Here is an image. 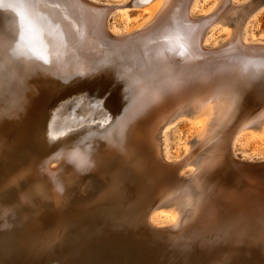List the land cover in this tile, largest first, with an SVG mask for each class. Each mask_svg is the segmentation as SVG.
Instances as JSON below:
<instances>
[{"label": "bare ground", "instance_id": "bare-ground-1", "mask_svg": "<svg viewBox=\"0 0 264 264\" xmlns=\"http://www.w3.org/2000/svg\"><path fill=\"white\" fill-rule=\"evenodd\" d=\"M10 2L0 126L29 124L8 151L0 134V255L32 263L60 245L62 264H264V39L251 36L264 0H38L55 28L47 63L13 51ZM48 111L70 119L60 140Z\"/></svg>", "mask_w": 264, "mask_h": 264}, {"label": "rangeland", "instance_id": "rangeland-1", "mask_svg": "<svg viewBox=\"0 0 264 264\" xmlns=\"http://www.w3.org/2000/svg\"><path fill=\"white\" fill-rule=\"evenodd\" d=\"M100 1H102V2H104V1H110V2H116V1H118V0H100ZM138 14V13H137ZM251 36H252V38H255V39H264V10H263V12L259 15V17H258V19L253 23V25H252V27H251ZM212 43V42H211ZM60 91V90H59ZM50 113V114H49ZM56 117L57 116H55L53 113H51L50 111H48L45 115H44V119H45V122H44V124L45 125H47V126H49V125H52L54 128L56 127V132L54 133V137L52 138V139H55L56 138V140L55 141H57V140H60V138L58 139V137L59 136H61L63 133H64V131H66V127H64V129H63V131L61 132V130H58L57 131V129H59L60 127H58L59 126V124L57 123L58 122V120L60 119L59 118V116L57 117V120H56ZM63 123H66L67 121L69 122V120H68V116H63V118L62 119H60ZM27 121V120H26ZM22 122V121H18V122H16V124L12 127V128H7L6 126H7V124H5V126L4 125H2L1 124V126H0V134H4V136L8 139V141H9V146L6 148L7 149V151L9 150V148H11V146L12 145H10V142L12 141V140H19V138H18V136L19 135H21L22 133H24V131L28 128V124L29 123H27V122ZM22 122V123H21ZM57 125V126H56ZM66 126V125H65ZM25 128V129H24ZM53 128V129H54ZM66 133V132H65ZM64 133V134H65ZM63 136V135H62ZM189 137V132H188V124L187 123H180L179 125H177V127H175V129H173L171 132H170V134H169V143H170V148H171V152H172V155H175V154H178L179 156H183V154H184V141L185 140H187V138ZM62 138V137H61ZM180 138H181V141H180ZM63 140V139H62ZM16 142V141H15ZM15 146V145H14ZM246 151H248V152H251L252 151V148L249 146L248 148H246L245 149ZM6 151V152H7ZM6 152L1 156V161H0V166H2L4 169H7V167H4L5 165H6V163L4 162L5 160H6V158H5V155H6ZM13 153V152H12ZM12 153H10V155H12ZM12 158L13 157H10L9 159H8V162H10V161H12ZM2 159H5L4 161L2 160ZM8 164V163H7ZM7 166V165H6ZM73 191H71L70 193H72ZM72 194H74V193H72ZM75 195V194H74ZM73 195V196H74ZM73 199H71L70 201H69V203L70 204H72V201ZM0 210H4V207H3V205H2V202H0ZM6 205V204H5ZM4 205V206H5ZM1 207H3L2 209H1ZM50 212V211H49ZM49 212H40L41 214H42V216L43 217H45L46 215H49ZM1 213V212H0ZM40 213H39V215H40ZM47 213V214H46ZM16 215V214H15ZM8 216H11V213H9L8 214ZM20 216H21V214H20ZM49 216H51V215H49ZM45 220H47V219H45ZM1 221H2V219H1V217H0V223H1ZM13 225V226H12ZM12 225H7L8 227H10L9 229H10V231L12 230V231H14V230H16L15 229V227H17V224L15 223V224H13L12 223ZM47 225H49V223L47 224ZM2 226V224H0V227ZM3 227H1L0 228V234L2 233V232H5V230L4 229H2ZM16 236V235H15ZM18 236V235H17ZM17 238V237H16ZM58 247H60V245H56V252L53 254L54 255V258L56 257H58L59 259H57V260H55L54 258H52V257H50V259H51V261H50V259L49 258H47V257H45V258H43V260H36V261H34V262H32L33 264H62V262L61 261H59L60 260V253H59V249L60 248H58ZM12 253H10V254H8V255H5V254H1L0 255V260L2 261V260H4V262H5V260L6 259H8V260H6L7 262L6 263H4L3 261L1 262V263H4V264H17V262H18V264H32L31 263V259H28V258H26V262H25V260L24 261H22V263H20L19 262V260L18 259H14V258H16V257H12V255H11ZM136 254H137V257H136V259H138V260H140L141 258H143V256L142 255H144L143 253H141V252H137L136 251ZM6 257H5V256ZM9 255H11V257H9ZM58 255V256H57ZM8 256V257H7ZM9 258H11V259H9ZM47 258V259H46ZM238 258H240V257H238ZM53 259L55 260V262L53 261ZM10 260H11V262L13 261V263H9L10 262ZM17 260V261H16ZM30 260V263H28L27 261H29ZM48 263H47V262ZM141 261V260H140ZM250 260H248V261H243L242 262V264H256L255 263V261L254 260H252L251 259V262H249ZM15 262V263H14ZM35 262H37V263H35ZM39 262V263H38ZM155 262H156V264H159L160 263V261H154L153 262V264H155ZM238 263V262H237Z\"/></svg>", "mask_w": 264, "mask_h": 264}, {"label": "snow or ice", "instance_id": "snow-or-ice-1", "mask_svg": "<svg viewBox=\"0 0 264 264\" xmlns=\"http://www.w3.org/2000/svg\"><path fill=\"white\" fill-rule=\"evenodd\" d=\"M7 7L11 9L16 17V31L14 34L16 48L13 51L23 48L47 63L48 39L53 35L55 28L37 10L38 0H11ZM168 39L180 42L182 37L177 34L175 37H169ZM96 103L102 105L104 101L97 98Z\"/></svg>", "mask_w": 264, "mask_h": 264}]
</instances>
